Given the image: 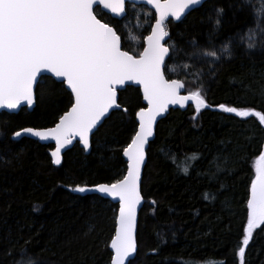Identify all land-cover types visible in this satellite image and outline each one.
Listing matches in <instances>:
<instances>
[{
    "label": "trees",
    "instance_id": "obj_1",
    "mask_svg": "<svg viewBox=\"0 0 264 264\" xmlns=\"http://www.w3.org/2000/svg\"><path fill=\"white\" fill-rule=\"evenodd\" d=\"M216 9H223L215 27ZM123 19L96 9L122 37L123 48L138 56L155 21L145 5L127 4ZM264 15L260 0H208L182 21L167 24L170 57L165 74L183 80L186 93L201 89L209 108L172 109L159 122L148 149L138 223V253L131 264H241L238 250L247 227V199L255 158L264 151V125L238 117L220 104L264 113V46L247 49L237 34L255 26L253 11ZM211 44L220 59L192 56L195 41ZM232 39V56L220 49ZM65 85L42 82L36 107L0 113V264H110L118 205L75 186L112 183L127 171L123 149L138 127L144 107L141 90L119 94L116 110L98 128L89 154L76 143L59 166L51 145L13 133L55 125L70 107ZM197 154L199 159L188 158ZM185 175L182 169L189 166ZM205 193L208 199H205ZM155 201V203H153ZM27 242V243H26ZM27 248L24 256L20 250ZM11 253V254H10ZM244 264H264V224L253 231Z\"/></svg>",
    "mask_w": 264,
    "mask_h": 264
},
{
    "label": "snow or ice",
    "instance_id": "obj_2",
    "mask_svg": "<svg viewBox=\"0 0 264 264\" xmlns=\"http://www.w3.org/2000/svg\"><path fill=\"white\" fill-rule=\"evenodd\" d=\"M127 0H0V108L17 109L22 102L32 105L34 86L52 81L66 84L70 89L71 107L59 116L54 127L45 129L24 128L13 133V138L22 135L55 141L51 153L52 162L61 164V149L79 137L84 147H89V134L109 113L119 109L118 86L136 82L143 87V99L147 107L136 112L138 127L131 142L123 149L127 157V171L120 179L110 184H99L92 188L77 185L73 191L97 192L118 202V213L114 218V235L110 248L113 252L110 264H131L130 257L137 252V210L141 205L142 167L146 162L145 146L154 136L157 117L169 105L185 106L194 102L195 111L209 107L201 89L181 95L185 83L179 79H166V57L170 48L162 41L169 33L165 21L169 16L181 20L187 10H194L203 0H147L158 18L146 37L147 47L138 56L121 50V37L109 23L102 22L94 6L102 5L115 17L126 11ZM251 4V0H244ZM264 6V0H260ZM215 27L222 23L223 9H216ZM255 26L247 32L237 34L236 43L247 49L257 47L255 40L245 37L259 36L264 46V15L253 11ZM208 49L191 44L192 56H207L220 59L211 44ZM232 39L221 46L227 57L232 56ZM219 109L234 113L238 117H255L264 125V113L250 109H237L220 104ZM199 159L197 154L188 158ZM189 166L182 169L185 175ZM205 199L208 194L205 193ZM155 203V201H153ZM248 218L242 245L238 250L244 264L245 248L253 237V230L264 224V151L255 158L254 178L251 179L249 198L246 203ZM27 243V242H26ZM27 248L20 250L24 256ZM11 254V253H10ZM29 264H36L34 258Z\"/></svg>",
    "mask_w": 264,
    "mask_h": 264
},
{
    "label": "water",
    "instance_id": "obj_3",
    "mask_svg": "<svg viewBox=\"0 0 264 264\" xmlns=\"http://www.w3.org/2000/svg\"><path fill=\"white\" fill-rule=\"evenodd\" d=\"M207 1H208V0H203L202 4L199 5V6H196L195 8L202 6V5H203L205 2H207ZM127 4L145 5V6H147L149 9H151V10L155 13V20L158 18L157 14H156V12H155L154 7H153L152 5H149V4L147 3V0H127V2H126V8H127ZM97 8H100L101 11H103V12L109 14L112 18H115V19H123V18L126 16V13H127V10H126L125 13H123L120 17H115V15L112 14V13H110L107 9H103L102 5L94 6V11H95V12H96V9H97ZM195 8H194V9H195ZM191 11H192V10H187V11H186V14H185L184 16H182L181 20H179V21H177L174 17L169 16V17L167 18V20L165 21V30L167 31V24H168V22H170L171 20H173V21H175V22H180V21H182V20H183V19H184V18H185V17H186ZM97 17H98V15H97ZM98 18H99V17H98ZM99 19H100V18H99ZM101 20H102V19H101ZM102 22H105V21L102 20ZM105 23H106V22H105ZM154 25H155V21H154L152 27H154ZM110 26H112V25H110ZM112 27H113V26H112ZM151 31H152V28H151ZM151 31H150V33H149L148 35L151 34ZM167 32H168V31H167ZM117 34L120 36V34H119L118 32H117ZM148 35H147V36H148ZM147 36H146V37H147ZM120 37H121V36H120ZM168 38H169V36H168V37H165L164 41H162V43H164V45H165L166 47H169V46H168ZM145 47H147V40H146V38H145V46H144V48H145ZM169 48H170V47H169ZM121 50H122V51H127V50H125V49L123 48L122 37H121ZM143 50H144V49H143ZM128 52H129V51H128ZM142 52H143V51H142ZM142 52H141V53H142ZM129 54L134 55V54H132V53H130V52H129ZM170 54H171V49H170ZM134 56H135V55H134ZM169 57H170V55H169L168 57H166V62H167V60H168ZM165 77H166V79H170V78H168V77L166 76V74H165ZM179 80H180V79H179ZM181 81L184 82L183 80H181ZM64 85H65V87H66V89H67L66 84H64ZM128 86H134V87L139 88V89L141 90V94H142V97H143V87H142V85H139V84H137L136 82H126L125 85H123V86H118V89H117V103L120 105V108H119V109H110V110H109V113L106 114V116H105L104 118H102L101 122L97 125V127L93 129V131L89 134V147H88L87 149L84 147V145H83V143L80 141L79 137L74 138V139L72 140V143L65 145L64 148L61 149V163H62V161H63V158H64L65 153H66L67 151H69L70 149H72L76 143H79L80 146L86 151L87 154H89V153L91 152V150H92V139H93V136H94L95 132L98 130V128H99V127L105 122L106 119H108V118L110 117V115L112 114V112H114V111H116V110H122V109L125 110V109H126V108H124V107L120 104V102H119V94H120V92H121L122 90H125ZM36 90H37V87L34 86V101H33V104H32V105H27L26 103H23V102H22L21 106H19L17 109L0 108V113H1V112H8V113H15V114H16V113H19V112H20L22 109H24V108H26L28 111H32V110L36 107V101H37ZM67 90L70 92V89H67ZM180 94H181V95H187V94H188V93H186V86H185V89L182 90ZM143 103H144V105H145L144 107H147V102L144 101V99H143ZM190 105L194 106V102H193V101H189V102H188L185 106H183V107L180 106V105H169V106H168V109H167L164 113H162L159 117H157V122H156V125H155V128H154V136L151 137V138H149V143L145 146L146 162H145V165L142 167V180H141V186H140V187H141V195L143 196V200H142L141 205L138 207V210H137V235H138L139 216H140L141 210H142V208L144 207V204H145V197H144V195H143V193H142V182H143V177H144L145 168H146V165H147V162H148V149H149V147H150V144H151V143L155 140V138H156L158 124H159L160 121H162L163 119H165V118L167 117V115L170 113V111H171L172 109H180V110H182V111H185V110H187V109L189 108ZM208 108H209V107H208ZM136 120H137V117H136ZM58 122H59V120H58ZM58 122H57V123H58ZM137 123H138V121H137ZM54 126H55V125L50 126V127H44V128H36V127H26V128L45 129V128H51V127H54ZM23 129H24V128H23ZM21 130H22V129H21ZM22 137H28V138H31V139L37 140V141H38L39 143H41V144L51 145V146H53V148L50 150V155H51V153L55 150L56 144H55V141L52 140V139H49V140H40L38 137H33V136H30V135H22L20 138H22ZM18 139H19V138H18ZM51 157H52V156H51ZM123 157H124V159H125V161H126V163H127V157H125L124 155H123ZM52 159H53V158H52ZM55 165H56V164H55ZM56 166H59V165H56ZM100 184H110V183H100ZM97 185H99V184H97ZM94 186H95V185L88 186V187H89V188H92V187H94ZM83 194H86V195H87V194H90V195H98V196H100V197H102V198H105V199L111 201L112 203L118 205V202L115 201V200H113L111 197H105V196H103V194H100V193H97V192H86V193H83ZM118 208H119V205H118ZM137 235H136V239H137ZM137 245H138V241H137ZM137 253H138V249H137V252L134 254V256L129 258L130 261H132V260H134V259L136 258ZM126 264H128V261H126Z\"/></svg>",
    "mask_w": 264,
    "mask_h": 264
},
{
    "label": "rangeland",
    "instance_id": "obj_4",
    "mask_svg": "<svg viewBox=\"0 0 264 264\" xmlns=\"http://www.w3.org/2000/svg\"><path fill=\"white\" fill-rule=\"evenodd\" d=\"M254 231V230H253Z\"/></svg>",
    "mask_w": 264,
    "mask_h": 264
}]
</instances>
